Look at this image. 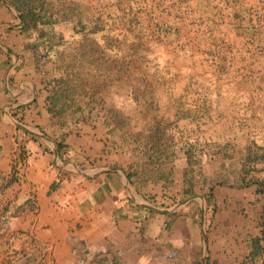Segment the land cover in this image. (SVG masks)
<instances>
[{"label":"crops","instance_id":"crops-1","mask_svg":"<svg viewBox=\"0 0 264 264\" xmlns=\"http://www.w3.org/2000/svg\"><path fill=\"white\" fill-rule=\"evenodd\" d=\"M205 248L264 264V0H0V264Z\"/></svg>","mask_w":264,"mask_h":264},{"label":"water","instance_id":"water-1","mask_svg":"<svg viewBox=\"0 0 264 264\" xmlns=\"http://www.w3.org/2000/svg\"><path fill=\"white\" fill-rule=\"evenodd\" d=\"M12 63H13V60L11 61L10 64H12ZM10 118H11V121H12L17 127H20V128H22V129H24L25 131H28V132L34 133V134H36V135H38V136H40V137H43V138H46V139L51 140L52 143H53V154H54V159H55V161H63V159L58 158V154H57V145H56V142H55L54 140L51 139V137H49L48 135H46L45 133H43V132H41V131H36V130H34V129H32V128L27 127L26 125L22 124L21 122H19L17 119H15L14 117H12L11 115H10ZM75 169H76L77 171H80L81 173L85 174V172H84L82 169H80V168H78V167H75ZM138 203H139L140 205H143V206L147 207V208H156L155 206L150 205V204L145 203V202H141V201H139ZM206 260H207V250H206V248H205V250H204V254H203V261H202V264H206Z\"/></svg>","mask_w":264,"mask_h":264},{"label":"trees","instance_id":"trees-1","mask_svg":"<svg viewBox=\"0 0 264 264\" xmlns=\"http://www.w3.org/2000/svg\"><path fill=\"white\" fill-rule=\"evenodd\" d=\"M37 16L38 15L33 14L31 12H28L26 14L22 13L23 22L20 25L22 31L26 32V31H28V29H30V27L35 26ZM43 48H45V49H43V54L47 55L48 54V48L45 47V46H43ZM33 136L37 137L36 135H33ZM61 149H62V144L59 141H57V153H58V156L62 158L63 155H62ZM13 180H15V178L13 176H10V178L8 179L7 184L11 183ZM207 202H208V198H207Z\"/></svg>","mask_w":264,"mask_h":264},{"label":"built area","instance_id":"built-area-1","mask_svg":"<svg viewBox=\"0 0 264 264\" xmlns=\"http://www.w3.org/2000/svg\"><path fill=\"white\" fill-rule=\"evenodd\" d=\"M17 168V167H16Z\"/></svg>","mask_w":264,"mask_h":264}]
</instances>
